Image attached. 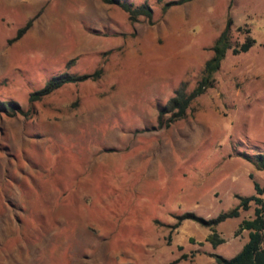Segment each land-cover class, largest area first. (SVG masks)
Here are the masks:
<instances>
[{"label": "rangeland", "instance_id": "374dc122", "mask_svg": "<svg viewBox=\"0 0 264 264\" xmlns=\"http://www.w3.org/2000/svg\"><path fill=\"white\" fill-rule=\"evenodd\" d=\"M129 21L102 0H0V264H212L246 241L253 203L213 230L204 220L264 187V0H171ZM28 26L17 40L16 32ZM226 30L213 83L184 118L157 114L190 91ZM246 52L234 54L247 40ZM68 84L28 96L66 72ZM264 200V193L260 196Z\"/></svg>", "mask_w": 264, "mask_h": 264}, {"label": "trees", "instance_id": "16d2710c", "mask_svg": "<svg viewBox=\"0 0 264 264\" xmlns=\"http://www.w3.org/2000/svg\"><path fill=\"white\" fill-rule=\"evenodd\" d=\"M190 1L191 0H171L164 2L161 6V11L165 12L173 6L182 5ZM102 2L108 5L118 6L127 15L129 21H135L139 17L146 19L147 21L151 20L152 11L147 4L143 3L133 6L132 4L122 2L121 0H102ZM27 27L28 26H25L19 29L13 40L15 41L19 39ZM252 42L253 40L247 39L238 50H233L232 52L234 54L246 52ZM227 48L228 44L225 30L218 36L211 46L210 51L212 55L205 61L201 75L193 88L190 91H186L185 86L181 84L159 109L157 114L159 124H162L163 118H165V121L163 122L165 126L184 118L190 103L211 87L213 83L212 75L218 70ZM99 73V71L92 74L82 75H71L66 72L60 73L48 79L41 88L31 92L28 96V101L30 103L39 101L68 84L97 79ZM0 107L3 109L8 108L13 111H18L17 106L10 102L3 103ZM251 163L257 170L264 172V153L255 154L251 158ZM252 187L254 194L247 197L238 196V204L228 212L220 213L210 220H204L192 213H184L175 218L176 223L172 227L176 228L184 220H191L201 226L208 227L210 228L211 234L207 237V241L212 246H215L221 243V240L217 238L213 228L226 219L237 218L240 211H246L249 208V204L253 203V217L249 220H242L238 225V231L244 230L247 232L246 241L243 243L240 250L230 258L213 255L214 262L212 264H264V200L260 197L262 193H264V187H260L256 182H252Z\"/></svg>", "mask_w": 264, "mask_h": 264}]
</instances>
